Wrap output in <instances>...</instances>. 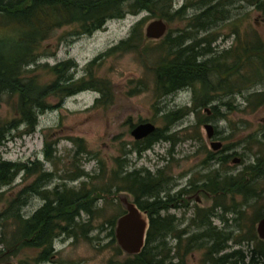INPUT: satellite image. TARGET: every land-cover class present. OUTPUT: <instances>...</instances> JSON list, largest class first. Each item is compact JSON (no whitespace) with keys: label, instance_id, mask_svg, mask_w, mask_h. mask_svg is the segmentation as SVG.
I'll use <instances>...</instances> for the list:
<instances>
[{"label":"rangeland","instance_id":"374dc122","mask_svg":"<svg viewBox=\"0 0 264 264\" xmlns=\"http://www.w3.org/2000/svg\"><path fill=\"white\" fill-rule=\"evenodd\" d=\"M196 1L172 0V12L188 6L187 19L168 21L143 12L109 21L91 36H75L76 30L65 27L42 44L37 63L29 68L30 77L37 78L38 83L45 86L55 80L51 71L55 66L72 61L76 64L70 72L73 81L92 80L102 88L105 99L104 94L95 91L78 93L63 104L57 97H51L47 102L53 108L39 117L35 132L26 134L27 129L22 126L13 131L0 148V161H39L44 164L53 176L40 184L43 192L52 194L57 188L79 190L83 184L87 189L102 191L92 215L81 213L72 234L57 231L53 252L49 260L41 264H125L133 261V256L118 248L111 235L115 229L110 222L124 213L119 195L126 194L131 202L135 200L132 193L118 191L116 175L134 173L138 177L150 174L154 178L160 174L168 180L160 198L170 202L169 209L162 211L161 216H173L177 232L186 231L185 237L193 236L211 223L230 239L225 243V253L242 250L250 256V243L247 242L250 230L257 229L256 214L264 215V178L255 186L263 196L258 200H245L238 188L228 192L220 182L244 174L248 166L257 164V158L264 157L260 145L255 143L257 136L264 140V107L250 106L246 99L255 91H264V83L244 89L242 93L236 91L232 96L224 92L215 94L217 99L213 105L219 106L221 114H225L223 117L211 118L212 105L190 112L182 120L169 124L168 134L172 140L159 141L149 149H142L144 142L136 141L131 134L134 127L147 122L153 123L160 133L167 126V113L194 105L191 89L164 98H160L156 89L155 69L160 63V55L166 52H160V44L172 33L175 38L184 31L191 32L195 35L193 39L210 34L214 40V53L237 48L239 37L243 42L259 34L264 40V14L248 1L228 2L226 11H229L230 20L218 22L208 31H197L196 35L186 30L189 20L200 12ZM160 19L168 25L165 37L149 39L144 51L102 57L97 62H101L100 65L90 67L99 56L128 39L138 23L145 21V36L147 26ZM236 30L238 35L234 34ZM10 33L6 31L4 35ZM190 40L185 46L191 43ZM100 98L103 104L97 106L96 101ZM17 101L16 96L0 94V123L19 119L15 111ZM207 124L214 126L211 140L205 129ZM212 142L222 143L221 149L213 150ZM48 144L55 149L49 160L45 156ZM37 180V175L27 177L21 173L12 185L0 187V213ZM218 183V189L212 187ZM168 196L173 197L172 202ZM154 198L143 201L153 202ZM44 204L42 195L32 193L21 211L30 217ZM8 222H0V239L5 242L19 236L18 230ZM164 240L168 247L178 245V241L170 236ZM194 244V251L185 256L183 264H204L206 249L200 241ZM185 248L186 241L182 243L181 255ZM7 249L4 243L0 244V252ZM41 253L42 249L25 247L15 255L1 258L0 263L39 264L37 259ZM245 264H249L248 257Z\"/></svg>","mask_w":264,"mask_h":264},{"label":"trees","instance_id":"16d2710c","mask_svg":"<svg viewBox=\"0 0 264 264\" xmlns=\"http://www.w3.org/2000/svg\"><path fill=\"white\" fill-rule=\"evenodd\" d=\"M239 1H248L264 14V0H198L195 4L200 7V12L189 20L186 30H191L197 35V31H208L218 22L230 20L226 6L228 2ZM187 7L185 5L172 12V0H0V94L18 97L15 111L19 117L10 123H0V148L9 140L11 133L22 126L26 127V134L35 132L39 117L53 108L47 102L51 97H57L59 103L63 104L67 98L78 93L95 91L104 94L105 99L102 88L97 87L92 80L78 83L73 81L70 72L76 68V64L72 61L55 66L51 70L55 80L45 86H41L37 78L30 77L29 68L37 63L42 44L52 39L58 30L71 27L76 30L75 36H91L103 29L109 21L125 19L128 15L137 16L143 12L168 21L183 20L187 19ZM144 23L145 21L138 23L128 39L99 56L90 67L100 65L101 62H97L102 57L144 51L145 43L149 40L144 36ZM6 31L11 33L4 35ZM234 34L238 35L237 30ZM194 36L191 32L184 31L174 38L172 33L160 44V52H167L160 55V63L155 69L156 89L160 92V98L191 89L194 105L167 113L165 116L167 126L160 130V133L157 130L143 141L144 150L159 141L172 140L173 137L168 134L169 124L182 120L190 115V112H198L201 108L212 105L211 118L223 117L225 114H221L219 106L213 105L217 99L215 94L224 92L227 96H232L236 91L242 93L244 89L264 83V40L259 34H255L252 40L243 42L239 37L237 48L222 53H214L212 35L201 39H193ZM188 40L191 43L185 46ZM238 49L242 52L241 56ZM246 99L250 106L264 107V91H255ZM102 100L98 99L96 105H102ZM229 106L231 107L230 104ZM263 141L258 136L255 139L262 154ZM81 148L85 153L83 144ZM54 151V147L48 144L45 151L48 160L53 158ZM21 173L27 177L37 175L38 180L20 192L0 213V222L9 221L8 223L19 232V236L13 237L10 242L0 239V244L4 243L8 248L0 252V259L15 255L25 247L38 248L42 249L37 259L41 264L47 262L50 253L53 252L57 231L60 229L61 233L72 234L81 213L92 215L102 191L87 189L86 184H83L79 190L66 188L61 191L57 188L52 194L43 192L40 184L49 180L53 174L47 172L44 164L39 161L28 163L0 161V187L12 185ZM116 177L118 191L132 193L135 197L134 202L142 211L148 213L150 220L143 251L133 256V261L125 264H176L175 260L183 264L185 256L194 251V243L198 241L206 249L204 264H245L247 257L249 264H264V241L258 237L256 229L250 230L247 240L250 243L248 250L250 256L242 250L225 253L227 250L225 243L230 239L211 223L207 226L201 225L206 226L203 232L185 237L186 231H176L173 216H161L162 211L169 209L170 203L160 198V193L168 183L162 175H158V178L151 177L150 174L147 177H138L134 173ZM263 178L262 156L257 158V164L248 166L244 174L228 177L220 183L227 187L228 192L238 188L245 200H258L263 196H260L262 194L257 192L258 188L255 186L258 180ZM218 185L220 184L212 187L218 189ZM32 193L42 195L45 204L34 215L26 217L21 209L27 205L28 196ZM152 197H155L153 202L143 201ZM168 197L172 202L173 197ZM256 218L260 221L264 215L256 214ZM117 220L110 222L113 230ZM111 235L116 239L115 230ZM169 236L178 241L175 248L168 247L167 240H164ZM185 241V252L181 255V246ZM118 248L121 249L119 246Z\"/></svg>","mask_w":264,"mask_h":264},{"label":"water","instance_id":"95a60500","mask_svg":"<svg viewBox=\"0 0 264 264\" xmlns=\"http://www.w3.org/2000/svg\"><path fill=\"white\" fill-rule=\"evenodd\" d=\"M168 25L162 20H155L150 23L145 32L147 39L160 40L167 34ZM208 138L214 137V126L207 124L205 126ZM156 126L151 123H142L132 130V136L136 140H143L155 133ZM213 150L218 151L222 147L220 142H212ZM239 161V160H237ZM125 210L116 222L115 237L118 246L128 255L135 256L141 254L145 245L147 234L150 227L149 215L146 211H142L135 202H131L126 194L118 196ZM258 237L264 241V218L257 224ZM0 264H14L12 262Z\"/></svg>","mask_w":264,"mask_h":264},{"label":"flooded vegetation","instance_id":"af4514ba","mask_svg":"<svg viewBox=\"0 0 264 264\" xmlns=\"http://www.w3.org/2000/svg\"><path fill=\"white\" fill-rule=\"evenodd\" d=\"M134 128H135V127H134ZM134 128H133V129H134ZM157 130H158V128H157ZM157 130H156V131H157ZM131 133H132V132H131ZM153 134H154V133H153ZM215 134H216V133H215ZM145 139H146V138H145ZM145 139H143V140H136V139H135V140L138 141V142H143V141H145ZM159 173H160V171H159ZM159 175H160V174H159ZM159 193H160V192H159ZM256 230H257V229H256Z\"/></svg>","mask_w":264,"mask_h":264}]
</instances>
